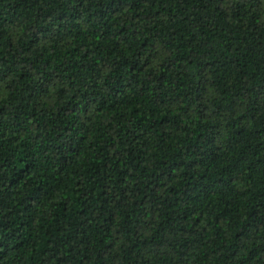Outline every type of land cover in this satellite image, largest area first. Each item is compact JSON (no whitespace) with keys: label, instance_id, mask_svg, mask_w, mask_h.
Wrapping results in <instances>:
<instances>
[{"label":"trees","instance_id":"obj_1","mask_svg":"<svg viewBox=\"0 0 264 264\" xmlns=\"http://www.w3.org/2000/svg\"><path fill=\"white\" fill-rule=\"evenodd\" d=\"M0 264H264V0H0Z\"/></svg>","mask_w":264,"mask_h":264}]
</instances>
